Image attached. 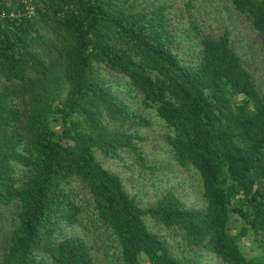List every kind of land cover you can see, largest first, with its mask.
Listing matches in <instances>:
<instances>
[{"label":"trees","instance_id":"obj_1","mask_svg":"<svg viewBox=\"0 0 264 264\" xmlns=\"http://www.w3.org/2000/svg\"><path fill=\"white\" fill-rule=\"evenodd\" d=\"M227 1L264 73V0ZM33 4L0 0V264H200L203 252L264 264V80L230 31L202 29L197 0H185L188 25L169 0ZM128 95L164 122L203 205L169 187L144 199L104 165L148 167L140 128L152 120ZM148 219L179 230L186 253ZM248 235L260 257L241 250Z\"/></svg>","mask_w":264,"mask_h":264},{"label":"rangeland","instance_id":"obj_2","mask_svg":"<svg viewBox=\"0 0 264 264\" xmlns=\"http://www.w3.org/2000/svg\"><path fill=\"white\" fill-rule=\"evenodd\" d=\"M171 1L172 12L176 13L175 21L183 22L188 25L186 12H184L185 0H169ZM199 5L194 10V17L201 25V28L208 32L218 35L225 30L230 31L232 43L243 56L244 62L253 69L254 74L260 80H264V73L258 62L257 49L251 43L253 34H250L249 25L244 16L233 10L232 5L227 0H197ZM107 76H111L107 73ZM263 89H264V81ZM123 92V91H122ZM236 100L240 99V95H235ZM126 99L137 109L142 111L152 120L150 126L141 127L140 131L144 135V139L140 142L143 153L145 154L147 169L141 173L137 168L127 169L121 162L113 158H102L104 165L119 171L123 178L126 179L127 186L131 191L138 190L144 199H152L154 193H159L165 188H172L183 201L190 206L198 207L204 204L201 198V179L198 172L192 168H183L179 166L168 154L166 144L162 135L167 131L164 122L160 120L156 112L152 108H146L142 105L138 97L128 95ZM130 175L134 177L128 180ZM203 200V201H202ZM149 221V219H148ZM154 229H159L173 242L174 250L178 253H186L182 251L183 246L179 230H170L159 224L149 221ZM237 223V222H236ZM241 250L247 256L260 257L263 253L259 241L248 235L238 240ZM200 264H220L215 256L208 252L198 254ZM137 264H148V260L140 254Z\"/></svg>","mask_w":264,"mask_h":264},{"label":"built area","instance_id":"obj_3","mask_svg":"<svg viewBox=\"0 0 264 264\" xmlns=\"http://www.w3.org/2000/svg\"><path fill=\"white\" fill-rule=\"evenodd\" d=\"M25 1V3H26V5L27 6H29V8H30V11H33V6H34V4H33V0H24Z\"/></svg>","mask_w":264,"mask_h":264}]
</instances>
